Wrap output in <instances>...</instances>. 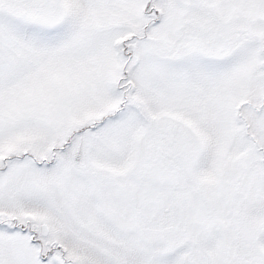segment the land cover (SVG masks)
<instances>
[{
	"label": "snow or ice",
	"instance_id": "snow-or-ice-1",
	"mask_svg": "<svg viewBox=\"0 0 264 264\" xmlns=\"http://www.w3.org/2000/svg\"><path fill=\"white\" fill-rule=\"evenodd\" d=\"M0 264H264V0H0Z\"/></svg>",
	"mask_w": 264,
	"mask_h": 264
}]
</instances>
